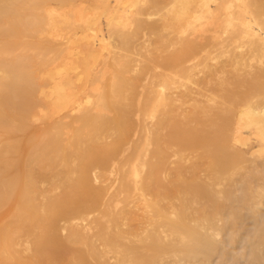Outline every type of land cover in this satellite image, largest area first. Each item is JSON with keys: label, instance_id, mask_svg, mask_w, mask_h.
Returning a JSON list of instances; mask_svg holds the SVG:
<instances>
[{"label": "bare ground", "instance_id": "6f19581e", "mask_svg": "<svg viewBox=\"0 0 264 264\" xmlns=\"http://www.w3.org/2000/svg\"><path fill=\"white\" fill-rule=\"evenodd\" d=\"M256 237L264 0H0V264H217Z\"/></svg>", "mask_w": 264, "mask_h": 264}, {"label": "rangeland", "instance_id": "374dc122", "mask_svg": "<svg viewBox=\"0 0 264 264\" xmlns=\"http://www.w3.org/2000/svg\"><path fill=\"white\" fill-rule=\"evenodd\" d=\"M89 82L88 80L83 83V88L78 92L77 95H68L66 93V89L64 87H60L58 92V99L54 102H52L53 107V116L52 119H57L62 113L63 108L65 105H69L71 110L77 109L82 101V98L85 96V88L88 86ZM259 238V239H258ZM245 241V240H244ZM231 242V241H230ZM263 241L260 240V237L254 238L252 241H245L244 243H239V249L240 251L236 252L234 255H231L229 257H223L224 255L217 256V264H264V259H261L259 256L256 257H249L246 254V251H250V249H256L258 250V247H263ZM222 250L226 249L230 243H223ZM227 246V247H225ZM245 252V254L243 253Z\"/></svg>", "mask_w": 264, "mask_h": 264}]
</instances>
